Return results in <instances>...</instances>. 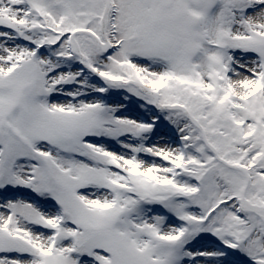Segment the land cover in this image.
<instances>
[{"label":"snow or ice","instance_id":"6c2138e0","mask_svg":"<svg viewBox=\"0 0 264 264\" xmlns=\"http://www.w3.org/2000/svg\"><path fill=\"white\" fill-rule=\"evenodd\" d=\"M0 264H264V0H0Z\"/></svg>","mask_w":264,"mask_h":264}]
</instances>
